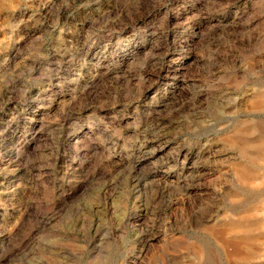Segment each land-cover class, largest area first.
Segmentation results:
<instances>
[{"label":"clouds","instance_id":"1","mask_svg":"<svg viewBox=\"0 0 264 264\" xmlns=\"http://www.w3.org/2000/svg\"><path fill=\"white\" fill-rule=\"evenodd\" d=\"M0 264H264V0H0Z\"/></svg>","mask_w":264,"mask_h":264}]
</instances>
